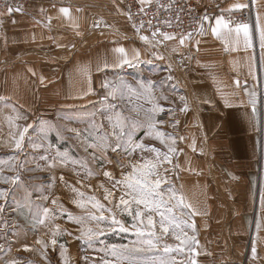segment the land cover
<instances>
[{
    "label": "crops",
    "instance_id": "crops-1",
    "mask_svg": "<svg viewBox=\"0 0 264 264\" xmlns=\"http://www.w3.org/2000/svg\"><path fill=\"white\" fill-rule=\"evenodd\" d=\"M192 1L204 12L200 32L161 40L133 31L125 0H29L22 10L9 8L0 24V101L50 117L96 103L124 75L129 86L141 70L150 105L171 112L173 184L191 205L185 211L198 241L187 264H264V227L257 228L264 225V49L256 31L264 0ZM234 5L251 9L244 23L250 47L236 32L243 24L224 18L246 8ZM218 17L231 32L213 34ZM121 47L126 56L115 51Z\"/></svg>",
    "mask_w": 264,
    "mask_h": 264
},
{
    "label": "rangeland",
    "instance_id": "rangeland-1",
    "mask_svg": "<svg viewBox=\"0 0 264 264\" xmlns=\"http://www.w3.org/2000/svg\"><path fill=\"white\" fill-rule=\"evenodd\" d=\"M128 79L129 86L127 77L121 78L115 96L110 94L108 84L107 92L100 93L96 103L61 109L50 117L26 114L14 104L0 101V192L3 193L0 196V264H129L119 261L111 252L113 245L139 247L132 216L123 211V206L115 207L121 197L130 198L126 185L118 181L133 172V165L155 159L156 153L151 147L161 153L168 149L164 150L157 139L148 140L145 127L140 126L135 129L133 139L148 147L127 151L122 147L125 163L120 168L111 164L107 151L115 147V137L113 121L109 118L115 113L122 114L128 118L126 129H130L134 121L145 122L154 108L146 98L149 94L141 87V70ZM170 113L169 110L154 113V121L159 122L157 128L164 133L171 128ZM102 138L108 147L96 146ZM172 146L175 148L174 144ZM175 155L176 152L171 154V163L159 166L157 175L151 177L164 181L161 189L165 199L173 192L178 195L173 184ZM105 172H110L112 178L105 176ZM105 195L112 203L104 199ZM89 197H95L105 208H112L129 230L122 232L118 226L108 230L104 225V234L98 238L90 242L81 238V225L68 213L83 216L88 211H96L91 209ZM74 201L88 207H77ZM181 211L183 218L192 223L185 209L178 210L177 214ZM149 214L156 221L157 235H161L158 214ZM185 231L193 236L191 229L185 228ZM52 240H56V244H52ZM177 243L169 234L161 239L159 250H154L153 255H161L164 244L175 246ZM169 255L176 264H187L190 250L185 248L183 253Z\"/></svg>",
    "mask_w": 264,
    "mask_h": 264
},
{
    "label": "snow or ice",
    "instance_id": "snow-or-ice-1",
    "mask_svg": "<svg viewBox=\"0 0 264 264\" xmlns=\"http://www.w3.org/2000/svg\"><path fill=\"white\" fill-rule=\"evenodd\" d=\"M256 0H250V3L255 6ZM233 7H248V5H234ZM11 11V10H10ZM61 11L67 14V9H61ZM217 27L212 29L213 34L220 35L218 28H227L229 32L231 29L228 28V24L223 20L222 17H218L216 21ZM243 30L245 44L246 46L252 45V38L249 33V26L247 24L239 25L236 29L237 35ZM256 31L259 34L260 47L264 49V24L260 21L259 14L257 15ZM155 36V33H153ZM142 40H147L148 37L141 36ZM165 39H173L174 37L165 35ZM190 38V34H189ZM180 43H184V38H181ZM115 51L124 54L126 56L125 50L121 48L115 49ZM139 53L135 54L134 58H138ZM121 63H129L131 61L128 59H123ZM146 93L150 92V89L145 85H141ZM117 90H113L111 95L115 96ZM254 97V93L250 94ZM183 99V98H182ZM250 103H255L254 99L250 100ZM156 111H162L158 106L154 107L152 114L148 115L145 122L134 121L130 129H126V121L128 118L122 116L120 113H115L113 117L109 119L113 121V133L115 137V147L112 148L113 152L119 151L122 147L127 151L129 149H144L148 146L143 143H138L133 139L134 131L137 127L144 126L146 128L145 135L151 136L154 139L160 141L164 144L168 151L161 153L159 149L151 147V151L156 153L154 160H146L142 164L133 165V172L125 176L118 183L126 185L128 189L127 195L129 199L121 197L119 204L115 205L116 208L123 206V211H126L129 216H132L133 224L132 227L135 228L138 237L137 243L139 247H129L127 245L123 246H111L112 255L116 256L121 262L128 261L129 264H176V261L170 257V253H183L185 248L190 251H194L192 248L193 244L198 243L195 236H189L185 231V228H189L195 231V222L189 223L188 220L183 218V212L177 214L178 210L181 209H191L190 204H185L183 197H177L173 192L172 195L165 199V194L161 189V184L164 183L161 179L157 178L155 180L151 179L153 175H157V168L162 166L165 162L171 163V154H175L176 149L172 146L175 144V140L170 134H166L157 128V123L154 121V113ZM255 112V108H253ZM26 131V129H25ZM23 132L20 136L23 137ZM97 147H108L105 144L104 139L100 140V143L96 145ZM16 147H20V141H16ZM59 155V154H58ZM167 171V169L165 170ZM105 176L112 178L110 172H105ZM83 195L82 193L80 194ZM0 196L3 193L0 192ZM105 200L112 203L109 200V196L105 195ZM175 201V203H173ZM89 202L91 204V209L96 211H88L83 216H72L68 213L69 217L73 219L77 224L81 225V238H86L89 242L94 238L104 234V225L108 226V230H114L112 226H118L119 230L122 232H127L129 229L125 227L124 223L117 219L116 213L112 208H105V205L101 204L95 199V197H89ZM55 203V201H54ZM77 207L87 208L88 205L80 201H74ZM133 205H135V210H133ZM143 206V209L140 207ZM48 210L45 209V212ZM100 214L97 215L96 212ZM105 211L108 215H105ZM155 212L159 216V227L161 235H157L156 232V221L153 216L149 213ZM191 215H196L195 211L190 213ZM146 217V219H145ZM137 221L139 224H137ZM94 225V226H92ZM264 227V225L258 223L257 228ZM145 229H148L145 232ZM171 234L178 243L173 246L172 244L163 245V253L159 256L153 255V251L159 250V245L163 237ZM55 235V233H54ZM52 244H56V240L51 241ZM63 248V245H61ZM255 252V247L253 248ZM151 256V258H149ZM183 264V262H181ZM191 264H195L192 261Z\"/></svg>",
    "mask_w": 264,
    "mask_h": 264
},
{
    "label": "built area",
    "instance_id": "built-area-1",
    "mask_svg": "<svg viewBox=\"0 0 264 264\" xmlns=\"http://www.w3.org/2000/svg\"><path fill=\"white\" fill-rule=\"evenodd\" d=\"M28 0H0V24L3 13L9 8L24 9ZM249 7L227 13L224 18L231 24L239 25L250 21ZM125 15L130 27L148 38L162 39L171 34L177 37L196 36L202 26L204 12L192 0H125ZM155 33V36H153ZM264 110V96L261 100ZM111 164L120 168L125 163L121 150L107 151Z\"/></svg>",
    "mask_w": 264,
    "mask_h": 264
}]
</instances>
